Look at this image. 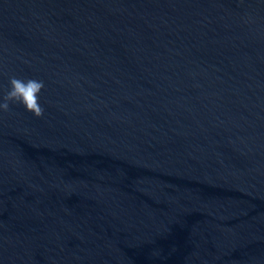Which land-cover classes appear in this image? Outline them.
<instances>
[{"label": "water", "instance_id": "1", "mask_svg": "<svg viewBox=\"0 0 264 264\" xmlns=\"http://www.w3.org/2000/svg\"><path fill=\"white\" fill-rule=\"evenodd\" d=\"M0 264H264V0H0Z\"/></svg>", "mask_w": 264, "mask_h": 264}, {"label": "clouds", "instance_id": "2", "mask_svg": "<svg viewBox=\"0 0 264 264\" xmlns=\"http://www.w3.org/2000/svg\"><path fill=\"white\" fill-rule=\"evenodd\" d=\"M9 88L0 95V113L10 111V105L18 104L30 112L34 117L40 118L44 114V108L40 104L39 94L45 87L43 80L35 78H20L10 76Z\"/></svg>", "mask_w": 264, "mask_h": 264}]
</instances>
